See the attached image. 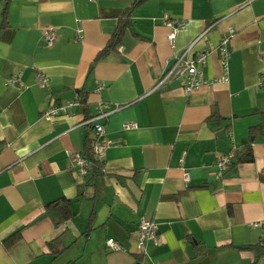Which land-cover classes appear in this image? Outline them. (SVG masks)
I'll use <instances>...</instances> for the list:
<instances>
[{"label":"crops","instance_id":"1","mask_svg":"<svg viewBox=\"0 0 264 264\" xmlns=\"http://www.w3.org/2000/svg\"><path fill=\"white\" fill-rule=\"evenodd\" d=\"M133 1L0 0V264H252L264 238V128L256 129L264 111V0ZM128 7L120 41L97 58ZM165 12L186 23L173 46ZM209 25L191 55L234 28L226 78L213 50L199 67V88L185 93L177 80L153 88L171 56ZM48 27L52 46L41 39ZM76 95L81 106L41 116ZM99 102L119 106L101 120L102 176H79L71 155L93 137L84 120ZM246 147L252 159L239 161ZM231 149L235 158L218 176L214 160ZM61 197L73 214L56 225L45 205ZM140 219L158 228L159 243L147 241L144 252L135 239ZM56 238L59 253L48 245ZM107 238L123 250L105 248Z\"/></svg>","mask_w":264,"mask_h":264},{"label":"built area","instance_id":"2","mask_svg":"<svg viewBox=\"0 0 264 264\" xmlns=\"http://www.w3.org/2000/svg\"><path fill=\"white\" fill-rule=\"evenodd\" d=\"M163 24L168 28V40L173 46L176 31L183 29L186 25L184 20L169 18L167 13H163ZM211 25L207 26L202 32L194 38V40L179 53H175L171 56L170 60L164 65L153 88L165 85L171 81L177 80L180 82L182 90L188 93L192 90L199 88V86L205 83L202 76V71L199 69L206 62L207 55L213 50H217L220 54V62L222 65L223 78H226L227 64L230 55V40L234 34V28L229 27L227 32L220 37L217 45L207 43V46L202 51L191 55L193 46L205 35ZM82 28L78 25L75 28V39L81 38ZM56 38L55 29L53 27L45 28L41 39L45 46H52ZM36 80L39 86L43 87L46 84V75L42 72H36ZM12 83H16V78L11 80ZM260 84L264 85V74L260 75ZM102 86H97L96 91L101 89ZM81 96L76 95L73 99L63 104H50L42 112L41 116L50 120L60 114L67 113L72 107L81 106ZM118 105L110 106L109 104L99 102L96 106V111L93 114H89L85 117L84 123L92 127L93 137L88 142L86 149L90 152L94 158L100 160L104 150L106 148V142L97 140V138L104 133V123L101 121L105 119L110 112L117 109ZM124 128H135V122H126L123 124ZM235 158V152L233 149L226 153L217 155L213 166L218 176H222L226 169L232 164ZM184 157L183 154L179 158V163L183 171V178L185 181L189 179V174L186 168L183 166ZM71 167L74 172L79 176H85L88 173L90 167V160L80 152H75L71 155ZM135 239L141 252H144L147 241H151L154 244L159 243L157 224L150 219H140L136 228ZM264 242V238L261 239ZM105 248L109 250H123V247L119 242L113 238H107L104 242ZM154 264H158L154 262Z\"/></svg>","mask_w":264,"mask_h":264},{"label":"trees","instance_id":"3","mask_svg":"<svg viewBox=\"0 0 264 264\" xmlns=\"http://www.w3.org/2000/svg\"><path fill=\"white\" fill-rule=\"evenodd\" d=\"M140 1H142V0H134L132 3V6L138 4ZM130 9H131V7H128V9L125 13L126 18L122 17L119 19L116 30L112 33V35H111L107 45L105 46V48L101 52H99V54L97 55V58L105 55L107 52L112 50L114 48V46L120 41L121 35H122L124 29L129 24L127 16H129ZM81 101H83V100L81 99ZM261 117H262V121L256 127V129L264 128V111H261ZM84 155L90 160V163H91L90 167L88 169V173L91 171L93 176H95L96 178L102 176L101 169H100V167H101L100 160L97 158H94L93 155L90 152H88L87 150L84 151ZM251 159H252V154H251L249 147H246V151L243 153V155L241 157L238 158L239 161H241V160L249 161ZM260 177L262 180H264V173H262L260 175ZM69 203L70 202L68 199L61 197V198H59L53 202H49L45 205L46 212L48 214H50L52 220L54 221V223L56 225L61 224L63 221H65L70 216H72L73 212L69 206ZM52 207H54V209ZM18 238H19V233L18 232L13 233L5 239V244L10 245L13 242H15ZM58 243H59L58 238L48 242V245H49L50 249L52 250V252L59 253L62 251L63 246L61 245V247H58L57 246V245H59ZM253 249L255 252V257H254L252 264H255V260L257 259V257L264 255V242H260L257 245L253 246Z\"/></svg>","mask_w":264,"mask_h":264}]
</instances>
